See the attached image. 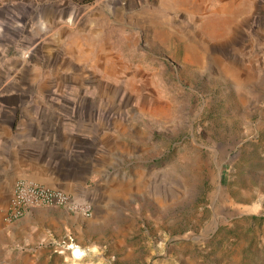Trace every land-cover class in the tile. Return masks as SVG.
Wrapping results in <instances>:
<instances>
[{"label": "rangeland", "instance_id": "obj_1", "mask_svg": "<svg viewBox=\"0 0 264 264\" xmlns=\"http://www.w3.org/2000/svg\"><path fill=\"white\" fill-rule=\"evenodd\" d=\"M154 3L0 0L4 116L77 123L116 181L83 227L0 221V264H264V0Z\"/></svg>", "mask_w": 264, "mask_h": 264}, {"label": "crops", "instance_id": "obj_2", "mask_svg": "<svg viewBox=\"0 0 264 264\" xmlns=\"http://www.w3.org/2000/svg\"><path fill=\"white\" fill-rule=\"evenodd\" d=\"M157 1L109 0L110 14L123 18L121 25H130L133 18H145L151 8H156ZM5 112L6 106H0V221L6 224L5 207L15 183L22 178L91 198L95 201L94 213H99L98 204L107 202L108 188L116 183L108 181L109 176L102 181L103 174L112 167L100 142L82 134L77 123L70 126L65 120L42 121L38 117L22 123L16 115L7 120ZM44 218L66 220L71 227H83L87 222L79 214L54 207L34 210L22 223Z\"/></svg>", "mask_w": 264, "mask_h": 264}, {"label": "built area", "instance_id": "obj_3", "mask_svg": "<svg viewBox=\"0 0 264 264\" xmlns=\"http://www.w3.org/2000/svg\"><path fill=\"white\" fill-rule=\"evenodd\" d=\"M61 208L85 218L93 216L92 203L85 197L61 189L50 188L28 179H19L6 207V218L16 222L40 208Z\"/></svg>", "mask_w": 264, "mask_h": 264}, {"label": "bare ground", "instance_id": "obj_4", "mask_svg": "<svg viewBox=\"0 0 264 264\" xmlns=\"http://www.w3.org/2000/svg\"><path fill=\"white\" fill-rule=\"evenodd\" d=\"M78 252H79V250H76V251H75V256H79V255H78Z\"/></svg>", "mask_w": 264, "mask_h": 264}]
</instances>
